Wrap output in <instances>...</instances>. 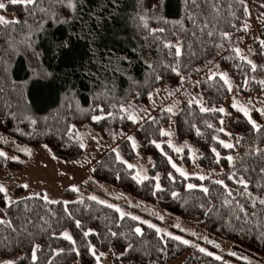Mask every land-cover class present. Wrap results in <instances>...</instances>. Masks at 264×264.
Wrapping results in <instances>:
<instances>
[{
  "label": "trees",
  "instance_id": "1",
  "mask_svg": "<svg viewBox=\"0 0 264 264\" xmlns=\"http://www.w3.org/2000/svg\"><path fill=\"white\" fill-rule=\"evenodd\" d=\"M251 1L256 8L264 11V0ZM6 6V9L0 10V15L7 11L15 15V20L32 22L22 5L9 2ZM217 6L221 11L220 18L215 21L218 32L230 33L231 41L221 40L219 35L209 38L199 32V26L212 13L210 6L203 0L199 8L193 9V14L202 13L195 29L185 19L183 0H79L77 11L70 16L69 23L49 21L43 31L33 37L32 47L27 51L23 50L24 46L18 52L9 50L4 39L9 34L8 29L0 27V87H3V92L0 93V132L22 139L31 146L46 145L58 160L73 162L81 150L74 131L69 129L73 126L92 125V116L97 114L99 106H103V112L108 109L113 111L114 106L120 107L128 103L136 94L137 101H144L159 86H179L180 77L170 68L162 66H175L176 58L168 55V50L148 35V30L139 19L141 15H145L146 9L149 28L166 29L165 33L157 35L173 43L179 35L191 45L190 48L183 49L184 55L179 61L185 82L199 72L196 69L201 70L217 62L241 93L246 89L252 93L260 92L264 87L258 83L264 80V48L260 46V41L264 40V27L259 30L257 39L252 43L253 63L257 65V71L252 72L250 65L242 62L232 51L233 47H238L241 43L243 30L240 29H243L246 21L244 6L233 3V0H220ZM232 11L235 12V17L232 16ZM164 20H183L187 33L180 32L173 23H164ZM233 24L236 25L235 28L232 27ZM9 27H15L19 32L21 26ZM193 31H196V36L191 35ZM214 43H222L224 47L217 49ZM150 64L155 71L148 67ZM157 75L160 76L159 80L155 79ZM246 79L247 87L244 86ZM197 86L194 85V92ZM196 89V98H202L203 105L208 108L221 104L228 95L227 87L219 77L215 80L203 79ZM28 117L36 119L37 124L31 125ZM251 119L261 126L259 133L252 129L247 118L230 109L225 127L226 132L231 134L229 137L218 131L222 127L219 112L201 113L197 104L193 103L190 107L189 103H184L173 128L179 142L199 149L198 162L202 168H221L217 179H223L234 193L239 188L227 179L228 174L233 170L247 168L248 172L239 174L249 179L250 191L264 196V190L257 188V184L264 183L259 175L260 169L264 168V154L258 156L249 151L264 149V119L256 113L251 115ZM111 120L113 130L117 129L119 121L116 118ZM100 123L110 122L102 120ZM209 123L213 128L207 127ZM168 125L167 117H156L142 124L137 134L141 150L153 161L150 174L153 175L156 171L162 173L159 183L164 191L155 190L156 181L152 177L143 183H137L132 178V170L120 163L112 152L102 157L94 178L144 202L157 203L169 214L192 220L207 233L233 242L264 260V209L257 206L253 210L249 201L238 197L246 209L249 212L255 211L256 215L249 216L247 222L243 218L237 221L231 210L222 206L223 189L211 183L212 180L202 184L210 190V194L205 196L199 191L200 182L176 175L170 167L168 156L158 153L152 143L153 140L157 143L162 140L160 131ZM17 129L24 131L25 137H17ZM197 129L202 135L196 134ZM214 136L220 140L230 139L233 144L238 138L242 139L231 150L223 148L213 139ZM212 148L220 153L219 163H216ZM167 154L173 156L172 152L167 151ZM228 155L237 158L236 169L231 168L224 159ZM11 163L14 162L0 157V171L14 166ZM169 174L173 177L172 180L169 179ZM187 183L198 187L189 191ZM173 192L179 195L173 198ZM69 195L70 191L63 193L64 198ZM17 201H21L19 206L8 208L0 193V218H5L6 212V218L12 219L17 228L28 217L47 227L38 219V216H44L52 225L48 232H38L37 228L29 225L30 231L36 233L35 243L40 244L42 249L38 253L37 264H45L53 255L51 249L65 250L63 255L55 258L54 264H95L89 245L94 246L98 254L112 252L114 263L121 264H168L185 254L188 256L182 264H242L231 257L229 261L217 260L193 250L130 217L121 220L115 210L92 200L83 199L82 204L78 201L69 202L68 210L72 213V218L64 211L63 203L46 205L43 200L37 199ZM25 203L32 207V212L24 211ZM209 207H212V212L207 211ZM77 219L81 222V228L75 226ZM135 227L142 229L143 236L134 233ZM87 230L96 235L85 238L83 232ZM63 231H68L76 240L79 256L71 250L72 245L68 241L53 239L50 235L55 232L59 236ZM111 232L118 235L112 237ZM5 236L8 237L7 240L3 239ZM31 239L12 233L10 229L0 230V264H7L15 258L14 264H32ZM129 244L132 245V250L125 252Z\"/></svg>",
  "mask_w": 264,
  "mask_h": 264
},
{
  "label": "rangeland",
  "instance_id": "2",
  "mask_svg": "<svg viewBox=\"0 0 264 264\" xmlns=\"http://www.w3.org/2000/svg\"><path fill=\"white\" fill-rule=\"evenodd\" d=\"M0 2L6 5L10 0H0ZM246 5L248 13H245V24L249 25V28L247 31H243L240 37L241 43L238 47L241 49L242 55L253 62L252 43L257 39L259 30L264 27V11L256 8L251 0H246ZM1 15L9 21L15 20V15L11 12L6 11ZM214 72L226 73L220 67L217 68V62H213L209 67L201 69L195 76L191 77L187 82H184L183 85L179 82V86L175 87H168L167 85L159 86L147 95L144 101H137L138 95L136 94L137 96L135 95L128 103L123 105L128 108L127 113L120 112L119 107L116 106L113 111L108 109L106 112H101L99 108L103 106H99L96 110V115L106 116V119H101L100 121L107 120L110 123H100V121L94 122L91 119L92 125L90 126L80 125L69 129V131H74V137L79 145L81 142L86 145L85 148H80L81 152L73 162H63L57 158L54 159L49 148L45 147V145L31 146L23 142L22 139L12 138L0 132V151L6 153L8 157V159H5L6 161L14 162L13 164L11 163V165L14 166L0 171V185L5 186L7 189V196L12 200H19L34 196L35 194L43 195L46 193L49 199L72 202L88 199V197L94 195L99 200L105 201V203H110L114 205V207H119L126 214L125 217L137 216L140 220L160 228L162 230V232L159 233L160 235H164V233L167 232L171 233L172 236H179L181 239L188 240L190 244L187 246L193 250L198 251V248H204L206 252L212 253V257L215 258L219 256L225 261L231 260V257L242 264H264V260L260 256L235 245L233 242L207 233L197 225L196 222L175 217L164 211L157 203L144 202L119 190L113 185L94 178V172L102 157L110 152L114 153L116 156V152L113 151L114 149L119 152L120 157L124 161L134 166L133 169H131L133 176L136 175L137 172H140L142 176H147L148 179L157 175L161 178L162 173L160 171H156L153 175L150 174L153 161L141 150L142 148L137 141V134L142 124L146 121L156 117L160 119L167 117L169 125L163 127L161 130L171 132L173 135L171 137L161 136L162 140L158 143L161 144L163 153L167 154V151L172 152V162L188 173V179L200 182L201 184L199 186H203L202 184L207 180H216L221 173V168H202L198 162L200 158L199 149L191 144L179 142L175 129L173 128V124L182 104L189 103L191 97H197L196 88L200 86L203 79H208ZM197 82L199 83L197 84ZM231 83L232 91H228L225 100L217 106H212L225 109L227 114L220 113L224 130L226 131L225 127L227 117L229 116V110L232 109L237 111L232 107L234 100L238 102L239 105L248 108L250 116L256 113L258 117L264 119V115H261V113L257 111V109H264V87L261 88L260 92L252 93L250 90L246 89L244 90L245 92L241 93L238 86L236 87L233 82ZM194 85H198L195 87V92L193 91ZM177 89L179 90L177 91ZM247 91H249V93ZM170 92L174 94L169 95ZM150 95L152 99H149ZM168 107H172L173 113L175 114L163 111V109ZM108 113H112L113 115L108 116ZM239 113L242 114L241 112ZM128 115L137 116L138 122H132V120L128 119ZM113 118L119 121L118 128L114 130L111 123V119ZM32 131L34 132V130H31V132ZM15 133L17 137H25V133L22 130L17 129ZM113 134H115V139L113 138ZM28 137L31 139V136ZM32 137L34 136L32 135ZM129 137L135 139L137 144L135 149L132 147L128 139ZM169 141H171L175 147H184L185 144L189 147L184 148L182 153H177L173 148L168 146ZM224 141L231 143L230 139H225ZM155 149L158 153L162 154L160 149L156 147ZM189 149L194 150L198 157L195 159V162H193L192 159L193 152ZM26 151H30L31 154L27 155ZM164 156L170 157L168 154ZM170 167L176 175L181 177L175 169L172 168L171 164ZM199 176H205L209 179L201 181L197 178ZM25 184L28 185L27 189L21 187ZM73 186L79 188V192L71 191L70 189ZM65 191H70L71 194L67 198L63 197ZM2 196L5 199L3 193ZM112 209L114 210V208ZM160 217L163 219H160ZM147 223L141 224L147 225ZM192 233L196 235H192ZM164 236L169 237L167 235ZM216 245H218V247ZM230 253H235V255H231ZM103 254L99 264H121L119 262L114 263V254L112 252ZM187 256L188 254L182 255L168 264H182ZM15 260L16 258L11 261L14 262ZM70 264H79V262ZM95 264H97L96 259Z\"/></svg>",
  "mask_w": 264,
  "mask_h": 264
},
{
  "label": "snow or ice",
  "instance_id": "3",
  "mask_svg": "<svg viewBox=\"0 0 264 264\" xmlns=\"http://www.w3.org/2000/svg\"><path fill=\"white\" fill-rule=\"evenodd\" d=\"M184 5H185V19H187L188 21H190L193 25V28H197V20L198 17L202 15V13L197 12L196 14H193V9L199 8L200 2L201 0H183ZM203 2L205 4H208L210 6V8L212 9V13H210V18L206 19L202 25L199 26V32L201 34H206L207 37L209 38H213L216 37L217 35H219V38L221 40L224 41H231V34L228 32H218L217 29V25L215 23V21L220 18L221 16V11L219 9V7L217 6L220 2V0H203ZM10 3L13 5L16 4H20L24 7L25 10H27L29 17H31L32 22L30 23L29 20H12L9 21L7 20L4 16L0 15V27H3L5 29H8V35L5 36V43L8 46V49L11 50L12 52H18L21 49V46L23 47L24 51H27L28 48L32 47V43H33V37L37 34L43 31L44 26L46 24L49 23V21H53L55 23L58 24H65V23H69L70 22V16L72 14H74L77 11L78 8V4H79V0H10ZM233 3H239L241 5L244 6V12L247 14L248 13V8L246 5V0H233ZM264 6V5H262ZM6 5L2 2H0V10H4L6 9ZM65 10L67 12V14H65ZM229 10L231 11V5L229 6ZM147 9L145 10V15H141L139 17V19L142 22V26L148 30V35L153 37L155 40L159 41V43L162 45V47L164 49L168 50V55L173 56L175 59L174 64L175 66H172L171 64H163L162 66L165 68H170L171 71L173 73H175L176 76L180 77V83L181 85H183V83L185 82V76L182 75L181 73V64H180V58L183 57L184 55V51L183 49L185 47L190 48L191 45L187 44L186 41H183L179 35H177V39L176 42L173 43L170 40H167L166 38H163L159 34H163L166 32V29L163 27H158L155 29L149 28L148 25V17H147ZM232 16L235 17V12L232 11L231 12ZM164 23H173L175 26H178L179 31L180 32H184L187 33V29L184 27V22L183 20L181 21H175V22H169L167 20L163 21ZM211 24V27L209 26ZM10 25L14 26V25H20V30L19 32H17V30L15 29V27H9ZM233 28L236 27L235 24L232 25ZM249 28V25L245 24L243 29V31H247ZM11 33H16V35H12ZM20 33H23L22 35H20ZM192 36H196L197 33L196 31H193L191 33ZM19 36V39H17V37ZM260 46L261 48H264V40L260 41ZM214 47H216L217 49H222L224 47V45L222 43H214ZM174 50V51H173ZM232 51L235 53V56L237 58H239L242 62L247 63L248 65H250L251 71L255 72L257 71V65L255 63H253L251 60L247 59L246 57H244L241 53V49L239 47H233ZM192 55H195V53H192ZM209 63H211V61H209ZM149 68H152L153 71H155V68L153 67V65H148ZM185 67H187L185 65ZM219 67V65H217V68ZM196 71H200V69H196ZM219 76V79L221 81H223L224 85L227 86V90L229 92L232 91V83L230 81V78L228 76L227 73H217L214 72L212 73L208 79L209 80H215L216 77ZM156 80L160 79V76L157 75L155 77ZM15 83V82H13ZM199 82H197L198 84ZM259 84L264 85V80H260L258 81ZM248 81L247 79L245 80V84L244 86L247 87ZM179 89H177L178 91ZM3 92V87H0V93ZM174 93L170 92L169 95H173ZM149 99H152L151 95L149 96ZM154 103V101H153ZM195 103L197 104V106L199 107V110L201 113H208V112H219L221 114H227L224 108H208L205 107L203 105L202 102V98L201 99H197L196 97H191L189 100V106L191 107V105ZM115 107V106H114ZM131 107V106H129ZM233 108H235L237 111L241 112L247 119L248 122L251 124V127L254 131L256 132H260L261 131V126L258 125L254 120L251 119L250 116V112L248 110V108L239 105L238 102H236L235 100L233 101ZM99 111L103 112V108H99ZM119 111L120 112H124L127 113L128 112V108L124 107L123 105H121L119 107ZM163 111H166L168 113H173V108L172 107H168L166 109H163ZM257 111H259L261 113V115H264V109H257ZM14 115V114H13ZM112 113H108V116H112ZM106 116H97L94 115L92 116V120L94 122H99L101 119H106ZM123 118V117H121ZM31 125L35 126L37 124V120L33 119L31 117H28ZM128 119L132 120V122L136 123L138 122V117L135 115H128ZM45 120H47V117H45ZM154 120V118H153ZM221 125L223 124V120L220 121ZM74 127V126H73ZM208 128H213V125L211 123L207 124ZM219 132L224 133V135L231 137V134L226 132L224 130L223 127L218 129ZM196 134L202 135V133L200 132L199 129L196 130ZM160 135L161 136H167V137H171L173 134L171 132L168 131H164L161 130L160 131ZM113 138L115 139V134H113ZM129 141L131 142L132 147L135 149L137 147L136 141L134 138L129 137L128 138ZM213 139H215L217 141V143H219L223 148L225 149H231L234 150L236 148V146L240 143V139L242 138H238L236 143H228L225 142L224 140H220L218 137H213ZM152 143L155 145V147L157 149H160L162 151V154L167 155L166 153H163L162 150V146L160 143H157L155 140L152 141ZM80 148H85L86 145L81 142L80 143ZM168 146L170 148H173V150L177 153H182L184 151V148H188L189 146L187 144L184 145V147H175L171 141L168 142ZM45 147H47L45 145ZM190 151L193 152L192 155V159L193 162H195V159L198 158L194 152V150L189 149ZM212 152L214 153L215 157H216V163L220 162V153L215 149L212 148L211 149ZM116 152V159L122 163V164H126L128 169H133V165L132 164H128L126 161H124L121 157L120 154L117 150H113ZM250 152H254L256 155H262L264 154V149H259V148H255V149H250ZM27 155H30V151H26ZM0 157L4 158V159H8L7 155L5 152L0 151ZM55 159V157H53ZM15 159V158H13ZM224 159H226L230 165L231 168L236 169V159L234 158L232 155H228L226 157H224ZM239 159H243V158H239ZM169 163L171 164L172 168L175 169V171L181 176L184 177L185 179H188V173H186L183 169L177 167V165L172 162L171 157H168ZM239 172H248L247 168H242L239 171L237 170H233L232 172H230L227 176V179L229 181H232L233 184L237 185L239 188V191L237 192H233V190L228 186V184L225 183V181L223 179H216V180H212L211 183L218 185L221 189H223V198H222V206L225 208H229L232 212L233 218L237 221L241 220L242 218L244 219L245 222H247V218L249 216L252 215H256L255 211L249 212L246 209L245 204L241 203L240 200L238 199V197H243L245 198L247 201H249L250 207L251 209L255 210L257 208V206H260L261 209H264V196H258L255 195L252 191H250V187L251 184L249 182V179H246V177L242 174H239ZM260 177L262 179H264V168L260 169V173H259ZM134 180L137 181V183H143L144 180H147L148 177L147 176H142L140 172H137L136 175H134L132 177ZM199 180L203 181L205 179H209L208 177L205 176H199L197 177ZM153 179L156 181L155 184V190L156 191H164V189L160 186L159 180L160 177L157 175L155 177H153ZM169 179L172 180L173 177L171 176V174H169ZM21 187L27 189L28 185H22ZM198 186L193 185L191 183L187 184V189L189 191L193 190L194 188H197ZM257 188L264 190V183H260L257 184ZM71 191L73 192H79V188L73 186L71 189ZM199 191L203 192L205 194V196L210 194V190L207 186H199ZM0 193H3L5 195V204L8 208H11L13 205H17L19 206L21 201H17V200H12L10 197L7 196V189L5 188L4 185H0ZM155 195V192L153 193ZM179 195V193L177 192H173L172 196L173 198L177 197ZM24 200H33V199H37V200H43V202L46 205H55V204H59V203H63L64 205V211L68 214L69 218H72V213L69 212L68 210V201H56V200H52L49 199V197L47 196V194H35L34 196H29L26 198H23ZM89 200L95 201L98 204H102L107 208H114V210L119 213L120 215V219L123 220L125 218V213L119 208V207H114V205L110 204V203H105V201L103 200H99L96 196H90L88 197ZM79 203H83V200L78 201ZM24 211L25 212H32L33 209L31 206H29L28 204H24ZM208 212H212V207H209L207 209ZM49 212H51V210H49ZM54 215V213H52ZM4 217L5 218H0V230L3 229H10L12 233H18L20 235H24L26 237H31V243H32V249H31V261L32 264H37V261L39 260V256L38 253L42 251L41 249V245L35 243V236L36 233H33L32 231H30L29 229V225H31L32 227L37 228L38 232H48V229H50L52 227L51 223L49 222L48 219H46L44 216H38V219L40 221H43V225H46L47 227L42 226L39 223H36L31 217L26 218L25 222L23 224H21V226L19 228H17L16 226L13 225V220L10 218H6L7 217V213H4ZM130 219H132L133 221H139L140 223H147L146 221H142L140 220L139 217L137 216H131ZM160 219H163L162 217H160ZM75 226L77 228H81V222L80 220H75ZM147 226L149 228H153L155 229V231L159 234L162 232V230L160 228H157L155 225L151 224V223H147ZM134 233L137 236H143V231L140 227H135L134 228ZM51 237L53 239H63L65 241H68L70 245H72V251L76 253L77 256H79V249L77 248V242L76 240L73 239V236L68 232V231H63L60 233L59 236H57L55 234V232L50 234ZM83 235L85 238H87L90 235H96V233L92 232L91 230H87L83 232ZM118 234L116 232H111V236L112 237H116ZM164 235L169 236L171 239L179 241L181 244L183 245H189L190 242L188 240H184L181 239L179 236H172L171 233H167L165 232ZM192 235H196L195 233H192ZM4 240H7L8 237L5 236L3 237ZM195 246V245H193ZM218 247V245H216ZM132 250V245L129 244L128 248L125 250V252L131 251ZM53 255L45 262V264H54L55 258L59 257L61 255H63L65 253L64 249H51ZM89 251L91 253L92 256L95 257L97 264H99L101 258L103 257V253H97L96 248L94 246L89 245ZM198 251H200L201 253H204L205 255H209L211 256L212 253L210 252H206L204 248H198ZM231 255H235V253H230ZM121 255H124V253H122ZM215 259L220 260L221 257L216 256ZM7 264H14V262L9 261L7 262Z\"/></svg>",
  "mask_w": 264,
  "mask_h": 264
}]
</instances>
